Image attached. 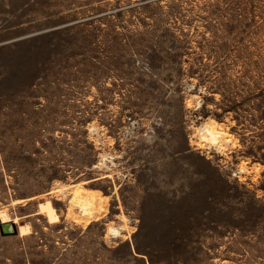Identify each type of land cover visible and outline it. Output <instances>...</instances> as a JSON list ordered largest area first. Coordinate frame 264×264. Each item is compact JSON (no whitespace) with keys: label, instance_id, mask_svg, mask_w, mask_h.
I'll return each mask as SVG.
<instances>
[{"label":"rangeland","instance_id":"1","mask_svg":"<svg viewBox=\"0 0 264 264\" xmlns=\"http://www.w3.org/2000/svg\"><path fill=\"white\" fill-rule=\"evenodd\" d=\"M0 211V264H264V0H0Z\"/></svg>","mask_w":264,"mask_h":264},{"label":"bare ground","instance_id":"2","mask_svg":"<svg viewBox=\"0 0 264 264\" xmlns=\"http://www.w3.org/2000/svg\"><path fill=\"white\" fill-rule=\"evenodd\" d=\"M197 130L200 140L218 148H222L224 143L228 141V134H226L223 128L213 119L201 123ZM71 188L73 193L69 197V204L72 207H77L76 212L73 213V217L75 218L74 220L87 221L88 219L95 217L98 213L97 210L99 208V201L101 200L100 191L90 190L80 184H74ZM0 219L1 221H6L0 222V226L4 231L11 229L12 225L10 223H14L13 221H16V218H10L3 211H0ZM10 219L13 221H8ZM21 223L23 222L21 221ZM14 225L17 233V226L15 223ZM110 233L117 235L119 230L111 226Z\"/></svg>","mask_w":264,"mask_h":264},{"label":"water","instance_id":"3","mask_svg":"<svg viewBox=\"0 0 264 264\" xmlns=\"http://www.w3.org/2000/svg\"><path fill=\"white\" fill-rule=\"evenodd\" d=\"M11 225H12V227H11V231L13 232V233H15L16 232V227H15V225H14V223H10ZM1 232L2 233H7V232H9V230H3L2 228H1ZM133 252L136 254V252L133 250ZM142 257H143V255H141Z\"/></svg>","mask_w":264,"mask_h":264}]
</instances>
